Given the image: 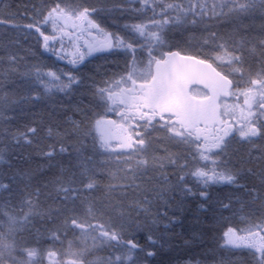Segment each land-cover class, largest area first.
Returning <instances> with one entry per match:
<instances>
[{"label": "snow or ice", "instance_id": "6c2138e0", "mask_svg": "<svg viewBox=\"0 0 264 264\" xmlns=\"http://www.w3.org/2000/svg\"><path fill=\"white\" fill-rule=\"evenodd\" d=\"M135 4L125 7L123 0L112 4L113 11L140 20L124 25L127 36L102 28L96 18L109 10L107 5L98 7L87 0H46L39 6L32 5L31 16L27 6L24 16L9 11L8 4L0 8V28L34 36L45 51L58 59H67L63 43L67 37L73 47L71 65L82 64L93 53L112 54L118 49L126 57L131 56L130 60L125 59L123 71L103 81V86L92 82L90 104L104 109V115L96 113L99 118H95L90 116L91 107L77 106L81 119L68 118L64 131L55 133V142L43 154L49 160L65 153L71 156V152L83 156V141L91 136L94 151L109 157L115 153L117 160L123 159L127 166L119 177L122 183L106 185L109 195L119 190L126 198L132 189L143 197L130 205L137 210L135 217L125 212L122 200L97 206L84 198L77 205L81 193L77 183L89 191L98 188L97 173L88 166L90 156L81 160L79 180L75 173L64 175L63 169L56 179L35 187L31 183L35 177L30 173L17 174L28 181L22 188H13L17 175L7 184L0 180V264H45V254L48 264H142L141 253L144 259L155 257L156 246L164 247L159 238H154V229L162 221H167L165 229L174 223L175 213L184 210L188 197L197 199L200 209L212 205L220 210L219 215L213 212L205 221L208 232L228 219L223 216L224 211L240 217L243 227L228 226L223 232V247L232 256L239 253L242 258L221 257L217 264H264V0H221L211 5L190 0L186 6L164 0H135ZM149 10L152 16L147 17V22L141 20L140 16ZM169 10L176 15L172 16ZM206 16H227L241 23L231 32L219 34L207 26ZM257 18L258 29L254 24L242 23ZM24 19L28 22L22 23ZM168 25L183 27L185 31L205 25L207 36L197 43L208 51L189 53L179 43H173ZM47 26H51V33ZM85 34L91 39L81 45ZM53 42H59L60 48ZM5 51L6 56L0 57V65H5L4 79L18 73L33 77L31 82L42 86L45 93L56 86L66 95L84 84L72 70H60L58 74L33 65L19 72L22 58L7 51V47ZM33 90L37 92L35 99H40L39 90ZM32 98L29 95L23 99ZM9 103L5 95L0 120L12 119L8 116ZM108 112L115 113L118 119H105ZM37 134L38 127L25 126L23 131L10 135L17 144L23 140L31 145ZM49 136H53L51 128ZM113 140L118 144L114 146ZM154 141L182 146L183 151L170 152L165 147L164 155L149 154ZM234 145L250 146L240 155L239 166L232 160ZM116 148L127 152H116ZM5 155L6 150L0 151V162ZM109 175L117 179L115 173ZM249 176L256 177L258 183L242 182ZM49 184L54 185L57 198L63 194L64 207L55 212L40 203ZM218 185L235 191L213 201L210 189ZM81 207L84 215L80 214ZM117 212L119 223L112 215ZM36 217L51 224L45 231L53 245L59 242L63 246L69 230L79 232L80 243L67 240L66 249L55 251L42 247L39 229L33 236L30 227ZM138 230L147 231L148 245L154 250L137 242L134 232ZM89 238L93 247L106 246L112 251L106 258L89 261ZM65 256L70 259H63Z\"/></svg>", "mask_w": 264, "mask_h": 264}, {"label": "trees", "instance_id": "16d2710c", "mask_svg": "<svg viewBox=\"0 0 264 264\" xmlns=\"http://www.w3.org/2000/svg\"><path fill=\"white\" fill-rule=\"evenodd\" d=\"M46 0H0V8L3 4L10 5L9 11L18 12L20 16H24L25 7L29 9L28 15L31 16L32 5L39 6ZM79 3L80 0H75ZM88 3L96 4L98 7L107 5L108 11H102L99 13L97 22L103 27L108 26L109 21L113 20V24L116 26L117 33L121 36H127L129 33L124 29V23L128 19H136L134 16H129L128 14H121L119 11L112 10V4L116 3L117 0H87ZM160 2V0H158ZM166 3H180L185 6L190 2V0H164ZM195 3L196 0H191ZM201 3L206 2L211 5L213 2L220 3L221 0H200ZM125 7L136 6L135 0H123ZM172 16L176 15L175 11L169 10ZM219 11V9H217ZM159 13V9H157ZM143 17H151L152 12L149 10ZM210 20H205L206 24L212 31H216L219 34H227L231 32L236 24L241 23V21H233L227 16L223 17H209ZM159 15L157 19H159ZM205 19V18H204ZM137 20V19H136ZM22 23H27V19L21 21ZM112 22V21H111ZM130 22V21H129ZM244 25H255L258 29L259 23H245ZM127 24V23H125ZM205 25H200L198 28L192 31H187L184 37L178 40L179 37L172 36L173 43H179L182 48L187 52L203 51L207 52L208 49H200L198 47V40L190 41L187 36L198 37L201 35L207 36V32L204 31ZM47 31L50 33L49 26H47ZM10 41H18V43H10ZM54 43V42H53ZM55 47L60 48V43L55 42ZM5 47L7 51L15 53L17 56L21 57L19 64V72H24L31 68L33 65L41 66L42 71L47 72L49 69L56 71L59 74L60 70L65 72L72 70L74 74L78 75L84 80V84L73 90L69 95H66L62 91H58L56 86L51 87V91L48 93L44 92V89L40 85H34L31 81L33 77H24L17 74L10 76L8 79L3 78L2 69L5 65H0V107L3 106V97L7 95L9 97V111L8 116L12 119L8 121L0 120V151L6 150V155L4 161L0 162V180L3 183H9L12 176L23 173H30L35 178L31 181L32 185L35 187L37 184H43L48 180H54L61 175L62 169L64 170V175L71 176L73 173L76 174L79 180L80 173V163L83 156H90L91 162L89 163V168L97 173L98 188L94 190H87L83 188L79 183L77 187H81L80 200H77V205H80L81 200L87 198L91 203L100 206L102 204H107L109 200L116 202L117 200H122L125 212H130L133 217L137 215V210L130 207L133 201L140 198L142 195L135 192L132 189L128 190L127 197L124 198L120 195L119 190L113 192L109 195L106 185L112 183L113 185H118L122 183L119 177L123 176L124 171H127V166L124 165L123 159L117 160L115 153L109 157L107 154L101 155L100 152L93 150V140L89 136L87 140L83 141L84 149L83 156H78L75 152H71V156L68 153L57 155L55 159L49 160L43 153L48 151V145L55 142V133L63 132L64 128L67 126L68 118L79 120L81 119L80 113L77 111V106L80 107H91L90 116L99 118L96 113L104 115L102 108H96L94 104H90L92 100L90 87L92 86L93 80L96 82V86H103L102 82L113 76L114 73L122 72L124 69L123 59H131V56L127 58L122 52L123 50H116L112 54L101 55L99 57H86L82 64L71 65L69 60L72 57H67V59H58L50 51H45L43 47L37 43L34 36H25L23 32H13L6 31L0 28V57L6 56ZM176 50V49H173ZM183 54V53H182ZM124 56L121 59V56ZM115 71V72H113ZM111 75V76H110ZM39 90L40 99H35L37 92L33 89ZM31 95L33 98L31 100H24V97ZM107 116V115H106ZM25 126L38 127V134L33 138V143L31 145L27 144L25 141H21L19 144L12 139L11 133L17 130L23 131ZM49 128L53 131V136H49ZM157 134L154 133L155 137ZM162 135V133L160 134ZM259 143V142H258ZM58 147V146H57ZM167 147L170 152L183 151L182 146H177L173 143L165 142L163 144L154 141L151 148L149 149V154L164 155L163 149ZM250 146L244 145H234L232 156L233 163H237L240 155L245 154L249 150ZM238 149V151H237ZM252 151L255 153V149ZM118 152V151H117ZM120 152V151H119ZM127 152V151H125ZM127 158L126 156L124 157ZM252 167V165H248ZM123 169V171H122ZM258 170V169H257ZM109 173H115L117 179H112ZM27 179L22 175H17L16 181L13 183V188L23 187L27 183ZM247 183H258L256 177H247L245 181ZM46 195L41 197V206L45 209L51 207L53 212L57 208H63L64 205L61 203L62 195L57 198V193L55 187L49 184L47 189L44 190ZM212 193L213 201L223 194L234 192L235 189L227 186H214L210 189ZM5 197L7 194H4ZM179 199V197L177 198ZM198 201L195 198L188 197L183 211H177L175 213L174 223L169 225L167 229L164 228V224L167 221H162L158 228L154 229V238H159L160 243L164 245L160 248L159 244L156 246L157 255L155 257H148L144 259V254H140L142 264H217L221 257H228L233 260L241 259L240 254L237 253L232 256L231 253L227 252L223 245V232L226 231L228 226L232 227H243L240 224V217L238 214L234 215L231 212L224 211L223 216L228 218L226 220H221L219 224L216 225L215 230L208 232L206 230L205 221L209 219L213 212L216 215L220 214V210L212 205H206L205 209L198 208ZM71 207V203L68 204ZM239 208V204L236 205ZM211 210H206L210 209ZM155 211V208H153ZM81 215H84L83 207H81ZM113 217L117 219L119 223L118 212L112 213ZM141 220L145 218L141 214ZM0 219H3L0 217ZM62 219V217H61ZM59 222V221H57ZM95 223V221L93 222ZM32 229L33 236L36 235L37 229L41 234V245L44 248H51L52 250L67 248V240H74L76 244H79V232L73 233L69 230L67 240L63 246L59 242L53 243L47 239L46 228L51 227V224L41 220L39 217L34 218L33 224L30 225ZM137 242L148 250H154L149 247L148 241L146 239L147 231L138 230L134 232ZM19 239V236H17ZM93 242L91 238L88 239L87 245L89 247V254H87V259L89 261L95 260L97 258H106L112 249L106 246L96 247L92 246ZM82 246V245H81ZM46 255V254H45ZM47 256V255H46ZM67 260L70 257H63Z\"/></svg>", "mask_w": 264, "mask_h": 264}, {"label": "rangeland", "instance_id": "374dc122", "mask_svg": "<svg viewBox=\"0 0 264 264\" xmlns=\"http://www.w3.org/2000/svg\"><path fill=\"white\" fill-rule=\"evenodd\" d=\"M225 11H227V10H225ZM219 12V11H218ZM132 19V18H131ZM131 19H128L127 18V20H126V22L125 23H127V24H131V23H138V22H140V20H136V19H133V20H131ZM140 19L141 20H144L145 22H147V18L146 17H143V16H140ZM205 20H210V19H208L207 17H205ZM112 21V22H111ZM111 21H109V23L110 24H108V26H105V27H103L102 25H101V27L102 28H104L106 31H108V32H113L114 33V31L116 32L117 31V28H116V26L113 24V22H116V21H114L113 20V18H112V20ZM130 21V22H129ZM243 21H245V23H251V21H253V20H251V19H246V20H243ZM260 22V20L257 18L255 21H253V23H259ZM125 23H124V25H125ZM189 27H191V26H189ZM167 28L169 29V31H168V35H169V37L170 38H172V36H177V37H179V35L181 34V36L178 38V40L179 39H181V37H184L186 34H188V32L187 31H185V29L183 28V27H180V26H175V25H168L167 26ZM49 30H50V33H51V31H52V29H51V26H49ZM96 33H95V31L93 30V35H95ZM206 35V34H205ZM205 35H201V36H198V37H193V36H187L188 38L187 39H189L190 41H193V40H198V41H200L201 39H202V37H204ZM91 39V37H88L87 36V34H85L84 35V37H82V41H80V44L81 45H83L84 44V40H90ZM55 43V42H54ZM63 43H64V46H65V55L67 56V57H72L71 56V54H72V52H73V47H72V45L70 44V42H69V40H68V38L67 37H65L64 38V41H63ZM81 50H83V49H81ZM123 52V51H122ZM108 55V53H103V54H101V53H93L91 56H89L90 58L91 57H99V56H101V55ZM124 56L122 55L121 56V59L123 58ZM130 56L128 55V57L127 58H129ZM123 61H125V59H123ZM113 72H115V71H113ZM111 76V75H110ZM118 78V77H117ZM103 113H104V109H103ZM107 116H104V118L105 119H111V120H116V119H118V116L115 114V113H113V112H108L107 114H106ZM112 144L115 146L116 144H118V141H115V140H113L112 141ZM119 152V151H126V150H121V149H119V148H116V152ZM45 264H48V261H47V256L45 255Z\"/></svg>", "mask_w": 264, "mask_h": 264}, {"label": "flooded vegetation", "instance_id": "af4514ba", "mask_svg": "<svg viewBox=\"0 0 264 264\" xmlns=\"http://www.w3.org/2000/svg\"><path fill=\"white\" fill-rule=\"evenodd\" d=\"M80 41H82V40H80ZM83 49V48H82ZM84 50V49H83ZM127 151V150H126Z\"/></svg>", "mask_w": 264, "mask_h": 264}]
</instances>
